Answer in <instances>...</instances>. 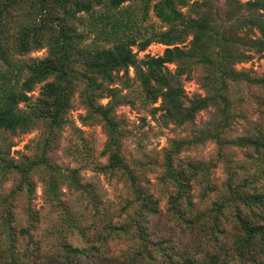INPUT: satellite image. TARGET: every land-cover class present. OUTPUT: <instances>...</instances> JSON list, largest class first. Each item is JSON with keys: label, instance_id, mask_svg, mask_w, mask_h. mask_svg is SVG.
I'll use <instances>...</instances> for the list:
<instances>
[{"label": "rangeland", "instance_id": "1", "mask_svg": "<svg viewBox=\"0 0 264 264\" xmlns=\"http://www.w3.org/2000/svg\"><path fill=\"white\" fill-rule=\"evenodd\" d=\"M34 1L22 0L9 10L10 15H4L11 34L26 22ZM247 1L183 0L173 4V13L162 10L160 0L146 8L139 0L123 3L121 7L140 25L143 35L153 32L160 37L137 52L140 71L130 67L127 73L115 75L113 90H103L104 97L97 99L98 104L112 106L119 123L126 171L101 167L108 163V136L101 120L86 109L80 59L93 54L97 43L86 26L88 15L78 13L82 21L71 24L81 37L71 43L73 48L68 47L69 71L78 79L61 127L49 133L39 121L26 132L0 129V255L5 261L16 258V264H28L29 257L43 254L59 264L68 254L62 247L71 245L87 252L83 264H188L193 252L196 257L216 252V245L224 255L237 231V209L249 215L259 208L264 216V203L253 200L256 194H264V147L242 143L243 137L264 141V84L230 81L221 91L219 84L206 87V51L195 36V26L207 17L220 35L214 40V31L208 32L212 56L227 60L249 78H264V52L252 49L260 34L245 22L258 14L264 21V7H249ZM94 8L104 9L95 4ZM47 51L45 45L12 58L39 59ZM147 56H169L171 61L163 70L178 75L184 96L192 99L218 92L215 102L181 125L166 120L160 98L150 102L141 87L142 78L147 77L142 63ZM41 85L29 93L32 99ZM209 130L211 137H207ZM215 134H219L220 148ZM43 147L48 163L65 176H56L55 197L47 189L48 169L37 167L28 183H21L18 174L1 168L10 161L28 163V157L39 156ZM73 174L85 189L71 185ZM140 192L144 197L137 201ZM235 193L239 197L229 203ZM145 198L152 203L153 213L139 212ZM222 202L224 207H216ZM127 227L128 232L121 230ZM197 230L208 231L210 240L203 236L197 240ZM225 256L224 264H240L232 260L231 249Z\"/></svg>", "mask_w": 264, "mask_h": 264}, {"label": "trees", "instance_id": "2", "mask_svg": "<svg viewBox=\"0 0 264 264\" xmlns=\"http://www.w3.org/2000/svg\"><path fill=\"white\" fill-rule=\"evenodd\" d=\"M21 1L0 0V64L4 66L0 68V129L26 132L39 121L49 133L61 127L64 115L69 108L72 88L78 79V76L69 71L72 55L68 47H71V43L76 38H80L81 34L74 32L75 28L71 22L75 24L81 22V14L77 15L85 13L88 15L86 26L93 33L97 44L93 48V54L86 56V59L80 57L84 70V102L87 111L101 120L108 136L105 146V152L109 154L108 163L101 167L103 170H107L106 167H108L111 171H126V164L121 155L120 137L122 133L119 123L111 113L112 106L98 104L97 99L104 97L103 90L112 89L110 85L114 83L115 75L120 72L127 73L130 67H138L139 71L141 70L142 67L136 58L137 52L145 50L152 42L159 41V35L153 32L148 35L141 33L140 25L128 14L127 10L121 7L128 0H35L26 12V22L19 25L16 32L11 34L10 29L7 30L3 23V17L10 15L9 10L16 8ZM139 1L143 8H146L148 3L154 0ZM160 1L163 3L160 6L161 9L167 8L171 13L174 12L173 4L183 3V0ZM94 4L103 5L104 9H95ZM246 4L249 7L262 8L264 0H248ZM52 9L56 10L54 15L51 13ZM205 18L207 17H203L195 26V36L198 41L202 42L206 51L204 62L209 65L208 74L204 78L206 87L213 88L219 84L217 90L221 91L222 87L230 81L264 84L263 77L249 78L244 73L234 70L227 60L222 58L223 61H218L216 56H212L209 46L211 35L208 32L214 31V40H218L220 35L218 30L214 29L215 26L208 23ZM245 22L250 27L256 28L260 34L252 49L258 53L264 52V21L261 14L248 17ZM45 45L48 46V51L42 58H28L22 61H15L12 58L14 54L22 56L32 50L43 48ZM133 47L136 48L135 52H133ZM217 54L219 52L215 55ZM170 61L169 56H147V59L142 61L147 69V77L142 78L141 87L150 102L160 98L161 109L164 111L163 116L166 120L175 125H181L192 120L197 111L207 107L211 101L215 102L218 92L211 96L187 98L184 96L178 75L167 74L163 70L165 64ZM96 76L102 78L106 84H103V81L97 82ZM153 80L156 84L152 83ZM38 84H42L39 94L32 99L29 93L34 91ZM22 104H25V108H21ZM211 136L212 131L209 130L207 137ZM214 137L220 148L222 143L219 134H215ZM242 140H244L242 141L244 145L255 149L264 147V141L258 138L243 137ZM45 149L46 147H43L40 155L34 159L28 157V163H24L26 160L22 163L10 161L2 164L1 168L18 174L21 183H28L29 175L37 167L42 166L48 169L47 189L55 197L58 182L56 176H65L58 173L57 169L48 163ZM71 177L73 179L71 185L78 190L85 189L74 174ZM228 187L234 192L232 183H228ZM209 189L213 190V186H209ZM135 197L138 201L144 197V194L140 192ZM238 197L239 194L235 193L229 203H233V200ZM253 200L259 205L263 204L264 194H256ZM144 201L145 205H140L139 212L153 213L152 203H148L146 198ZM224 204L222 202L221 206L216 205V207H224ZM232 207L237 209L236 206ZM262 208L264 209V204ZM258 211L259 208L250 212L249 215L245 213L241 215L240 209L236 210L235 221L238 226L235 225V228L237 231L231 238L224 255L216 245V252L201 254L202 256L199 257L195 256L197 252H193L188 264H224L225 254L229 249L233 251L232 260L236 263L238 261L240 264H264V216H261ZM121 230L128 232L129 227ZM197 231V240L201 236H203L202 239L207 240L208 237L210 240L209 235L211 234L208 231L203 230L204 233H201V230ZM64 248L68 254L59 264H74L75 261L77 262L75 264L84 263L87 252L83 253L81 249L71 245H64L62 249ZM35 255L37 256L28 258V264H56L57 262L55 259L46 258L43 254ZM172 261L173 258L170 257L169 262ZM16 263V258L5 261L0 255V264Z\"/></svg>", "mask_w": 264, "mask_h": 264}]
</instances>
